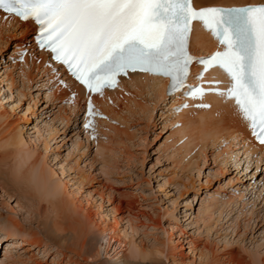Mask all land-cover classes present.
Masks as SVG:
<instances>
[{
	"label": "rangeland",
	"instance_id": "obj_1",
	"mask_svg": "<svg viewBox=\"0 0 264 264\" xmlns=\"http://www.w3.org/2000/svg\"><path fill=\"white\" fill-rule=\"evenodd\" d=\"M2 27L6 26L0 24ZM1 29L0 104L8 111L13 108L12 114L20 118L21 126L27 125L22 129L24 137L36 141L41 138L37 148L41 157L37 156L54 170L53 179L66 184L67 191L73 193L67 199H72L75 207H71L74 212L69 209L68 215L62 214L59 206L34 196L26 186L23 192H16L8 185L7 193L0 185V239L6 229L15 235L13 240L2 241L0 262L7 243L24 240L37 246L22 247L14 254L21 256L15 264H106L105 257L108 264H264L261 167L255 170L250 162L238 163L234 156L238 148L228 142L195 146L177 132L182 123L173 127L178 122L175 115H170L167 101L157 103L147 120L130 110L127 114L128 105L144 106L145 100L149 104V95L137 88H132L128 97H119L114 105L117 120L111 122L109 118L110 123H102L103 134L95 136L97 130L92 125L96 122L85 127L83 108L75 118L70 116L73 113L60 111L67 100L66 94L60 96L62 101L56 96L61 78L54 84V73L47 70L44 74L37 67L38 61L34 66L28 62L31 71L27 76L22 75L26 69L19 67L23 62L14 64L16 48L30 42L23 38L26 34L12 30L11 37ZM81 105L84 107L83 102ZM24 118L29 122L22 123ZM3 132L7 128L0 129L1 166L7 157L2 147ZM1 166L0 184L5 185ZM88 199L94 201L91 218L85 211ZM101 216L119 222V230L126 229L133 245L147 256L110 261L121 247L113 241L106 247L102 244L103 235L95 224L102 221ZM12 224L21 230L12 232L7 227ZM60 225L62 231L56 232ZM46 232L65 237L67 248L48 242ZM224 239L228 245L224 246ZM203 246L206 257L200 263ZM89 249L100 251V257L87 255Z\"/></svg>",
	"mask_w": 264,
	"mask_h": 264
},
{
	"label": "snow or ice",
	"instance_id": "obj_2",
	"mask_svg": "<svg viewBox=\"0 0 264 264\" xmlns=\"http://www.w3.org/2000/svg\"><path fill=\"white\" fill-rule=\"evenodd\" d=\"M0 10L31 20L39 47L88 93L103 95L129 72L166 77V93L184 90L196 99L214 92L233 101L252 136L264 145V3L197 8L194 0H0ZM193 21L212 34L220 50L201 58L189 54ZM194 62L203 66L194 79L219 67L228 86L188 85ZM87 114L96 115L90 100ZM91 124L89 119L85 127Z\"/></svg>",
	"mask_w": 264,
	"mask_h": 264
},
{
	"label": "bare ground",
	"instance_id": "obj_3",
	"mask_svg": "<svg viewBox=\"0 0 264 264\" xmlns=\"http://www.w3.org/2000/svg\"><path fill=\"white\" fill-rule=\"evenodd\" d=\"M249 1L251 0H194L195 5L198 7L210 6L211 4H220V5L243 4ZM0 24L7 27V28L2 27V29H6L8 36L12 35V30L21 31L23 35L26 34L27 36L33 26L30 21H28V23H21L14 18L4 17L1 13H0ZM192 33L193 35H192L191 49L193 53L200 56L208 55L216 45V41L213 39L212 35H210L209 32H206L203 28H201L198 22L194 23ZM26 36H23L25 40L27 39ZM20 42H23V40ZM25 46H26L25 43L22 46L20 45V47L16 48V51L14 53L17 54V51H21L25 49ZM31 47L32 46L29 45L28 47L29 51L23 59V63H22L23 65L19 64L20 65L19 67L22 71L26 69L23 71L22 75L27 76L30 74L31 70H29L28 62L31 61V64L34 66V63L38 61L39 63L37 67L39 66V68H42V69L39 68L38 69L41 70L44 74L47 73L46 72L47 70L56 71L55 75L52 76L56 80L54 84H56V82L61 77H64L63 82L56 87L57 88L56 90H58L56 96H58L60 98L59 100L62 101L61 100L62 96H65L66 94V96L68 97V95L72 93L73 99L69 103L67 100H66L67 102L64 101L65 107L64 108L61 107L60 111L64 113L65 111L69 113H73V115L70 116L75 118L83 108L81 105V101L84 102L85 99L86 101L90 100L91 103L93 104V111L98 115L106 117V120L105 119L102 120L99 118L84 117L86 122L89 119H91L92 123L96 122L95 124L92 125V127L96 128L97 130L95 136H98L99 133L100 135L103 134L104 131L102 132L100 131L101 130L100 127L103 125L102 123L105 122L104 124H107L110 123V121L112 122L114 120H117L114 117V110H115L114 105L118 104V100L119 97H121V95L125 94L128 97V95H130L131 93L132 88H137L140 91L147 93L149 95V99H148L149 104L148 101L146 100L143 101L144 106H140L134 103L133 106L128 105V108L125 110V112L130 110V112L136 113L141 117H144L145 120H147L150 118L149 116L151 114V110L157 103L163 105L164 102H166L165 100L166 84L163 83L160 79L138 73H129L127 79L121 78L118 83V86L113 90H109L106 88L103 89V95L99 93L95 95L87 94L84 92L81 86L80 87L77 86L67 76H65L64 71L58 69L55 65H53L50 62L47 54L44 53L38 54ZM15 57L19 58L20 55L18 54ZM14 64H18V63L15 62ZM212 80L215 82H219L215 87H218L220 89H222L220 83L226 82L223 74L221 72H218L217 70H213L212 72L208 73L207 76L205 77V81H212ZM196 81L192 80V82L194 83H196ZM141 95H143V93H141ZM204 95L196 99L180 98L171 102L169 101L171 105L169 109L170 115H175L174 121L178 122V124H174L173 127L178 128L180 123H182L181 129H179L177 132H179V134L182 133L183 136L185 137L187 136L188 139H191L192 143H194L195 146L198 143L206 147L207 145L214 146L217 142L220 141L224 143L228 142L230 146L233 144L235 148H238L237 150H235V153H237V155H235L234 153V156L238 159L239 155L241 156L244 155L243 160L239 161L238 159V163L246 164L250 162L254 164V166H256L255 170H258L259 166L261 164L262 165L264 164V154L262 153L261 148L254 145L250 140L249 133L248 131H246V123L241 119L240 115L235 110L233 101L230 100L226 101L222 97L210 92L205 93ZM180 101H182L183 104H186L187 107L181 109L182 110V111L180 110L181 112L180 111L175 112L177 109L176 102L180 105L179 103ZM198 103L207 105V107H197L196 104ZM169 110L167 108L166 110L167 115H169ZM13 111H14L13 108H11L10 111H8L5 107L2 106V104H0V129L7 128V132H5V134L3 132V136H1L3 140L2 147L5 148L6 151L5 154L7 155L5 162L2 163V166L0 165L2 170L1 175L4 178L3 181H5V185L0 184L1 187L7 189L6 192L8 193L10 192V187L12 190H15L16 192L17 191L23 192V188L24 186H26L29 188L30 192L34 194V196L36 195L38 198L45 200L46 202H48L49 205L51 204L52 206L53 205L59 206L61 208L60 211L62 214L65 213L66 215H68L67 212H69V209L71 212H74V209H72L71 207L75 205V202L72 201V199L71 200L67 199V197H69L68 195L72 196L73 193L67 191L66 184L61 183V181L59 180L55 181L53 179V177L55 178L56 173L54 172L53 169H51L50 166L47 165L46 161L43 158H40L41 156L39 155L37 148H38V142L41 141L40 140L41 138H39V140L36 141L35 139H29L27 137H24V132L22 131V129L27 128V125L25 124L21 126L20 124L21 122L19 121L20 118H18V116H13L12 114ZM27 122H29V120H25L24 118L22 123H27ZM175 125L177 127H175ZM26 130L27 129H25V131ZM85 134L88 135L86 131ZM194 136L195 138H193ZM37 155L40 157H38ZM8 185L10 186L9 188L7 187ZM74 194H76V192ZM93 204L94 201L88 199V202H86L87 208L83 207L85 208V211L88 212L89 218H91V215L89 214V212L91 211L90 207ZM79 206L80 205H78V207ZM101 217L103 218L102 221L100 223L95 221V224L100 236L103 235V237L101 236V239L103 240V242L101 241L102 244H105L106 247L109 246L110 242L113 241V243L118 242L119 247H121L120 251L117 252L116 250L114 257L111 258L110 261L114 260V262H118V261L126 262L127 259H129L128 256L132 259L139 257L142 259L144 258V256H147L146 252L143 249H141L135 244L133 245L131 236L129 235V233H127L126 229H123L122 232L121 230H119L118 228L119 222H115V221L109 222V220L104 219L105 217L103 216ZM7 227L12 232H18L21 230L18 225H14V224L7 225ZM60 229H63L62 225H60V228H56L54 230L56 232L62 231ZM51 233L46 232V234L44 235L47 238L48 242L54 243L55 246L57 245V243L64 245L66 244L65 237H63L62 235L55 236L53 235V233L52 234ZM12 237H15V235L11 234L8 229L3 231L2 238L0 239V248L2 245V241L4 240L8 241L9 239L13 240ZM223 243L225 246L229 244V241L224 239ZM6 246L7 247L5 248L6 249L5 252H3L4 260L0 262V264H15L16 262L14 261L21 258V256L18 255L17 257H14V254L16 253L18 254V251L22 247L29 246L30 248L35 249L37 245L34 242L33 243L31 242V244H27L26 241L24 240H22L21 242L18 240V242H9L6 244ZM57 247L59 246L57 245ZM64 247L67 248L66 245ZM105 247H103V249ZM99 249L101 248L99 247ZM125 251H128L126 252L127 254H124ZM206 251H207L206 248L203 246L198 256L200 263L205 259ZM99 252L100 251L93 253L92 249H89L87 250L86 254L93 256L94 259H97L100 257ZM155 252H159V251H155ZM160 254L163 255V251H160ZM76 255L78 257H82V255H80L78 252ZM105 258H104V262L108 264L109 261L106 260ZM85 261H87V258L84 260V262ZM176 263L183 264V262L180 261H177ZM184 264H188V263H184Z\"/></svg>",
	"mask_w": 264,
	"mask_h": 264
}]
</instances>
